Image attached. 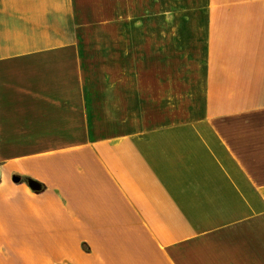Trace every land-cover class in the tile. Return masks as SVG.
I'll return each instance as SVG.
<instances>
[{
	"label": "crops",
	"instance_id": "1",
	"mask_svg": "<svg viewBox=\"0 0 264 264\" xmlns=\"http://www.w3.org/2000/svg\"><path fill=\"white\" fill-rule=\"evenodd\" d=\"M0 171V264H264V0H0Z\"/></svg>",
	"mask_w": 264,
	"mask_h": 264
},
{
	"label": "water",
	"instance_id": "2",
	"mask_svg": "<svg viewBox=\"0 0 264 264\" xmlns=\"http://www.w3.org/2000/svg\"><path fill=\"white\" fill-rule=\"evenodd\" d=\"M0 175H1V171H0ZM29 184H30L31 188L34 190H39L41 188V185L36 181L30 180Z\"/></svg>",
	"mask_w": 264,
	"mask_h": 264
},
{
	"label": "rangeland",
	"instance_id": "3",
	"mask_svg": "<svg viewBox=\"0 0 264 264\" xmlns=\"http://www.w3.org/2000/svg\"><path fill=\"white\" fill-rule=\"evenodd\" d=\"M162 20H165V19H162Z\"/></svg>",
	"mask_w": 264,
	"mask_h": 264
}]
</instances>
